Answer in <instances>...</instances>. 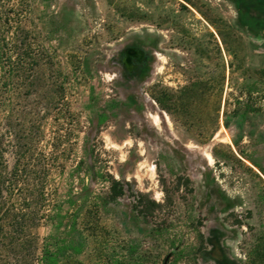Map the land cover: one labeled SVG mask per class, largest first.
<instances>
[{"label":"rangeland","instance_id":"374dc122","mask_svg":"<svg viewBox=\"0 0 264 264\" xmlns=\"http://www.w3.org/2000/svg\"><path fill=\"white\" fill-rule=\"evenodd\" d=\"M2 5L51 57L40 95L68 105L45 138L85 246L60 264H264V0Z\"/></svg>","mask_w":264,"mask_h":264},{"label":"trees","instance_id":"16d2710c","mask_svg":"<svg viewBox=\"0 0 264 264\" xmlns=\"http://www.w3.org/2000/svg\"><path fill=\"white\" fill-rule=\"evenodd\" d=\"M0 0V264H60L84 250L77 218L65 210L51 184V173L59 167L54 153L61 137L52 131L46 140L47 118L55 122L69 114L62 98L43 97L45 79H39L41 61L50 55L35 48L18 12L3 8ZM63 90L57 86L55 93ZM106 116L98 115V124ZM44 142L46 145H43ZM48 149V151H47ZM53 151V152H52ZM104 178V177H102ZM108 203L125 196L126 186L108 175ZM133 197L132 209L140 212L144 197ZM151 209L156 208L154 201ZM147 208V206H145ZM51 224L54 232L39 246L37 229Z\"/></svg>","mask_w":264,"mask_h":264},{"label":"water","instance_id":"95a60500","mask_svg":"<svg viewBox=\"0 0 264 264\" xmlns=\"http://www.w3.org/2000/svg\"><path fill=\"white\" fill-rule=\"evenodd\" d=\"M168 259H169V256H167V257L165 258L163 264H167Z\"/></svg>","mask_w":264,"mask_h":264}]
</instances>
